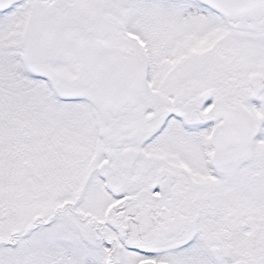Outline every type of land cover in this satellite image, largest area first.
Instances as JSON below:
<instances>
[{"label":"snow or ice","instance_id":"obj_1","mask_svg":"<svg viewBox=\"0 0 264 264\" xmlns=\"http://www.w3.org/2000/svg\"><path fill=\"white\" fill-rule=\"evenodd\" d=\"M0 264H264V0H0Z\"/></svg>","mask_w":264,"mask_h":264}]
</instances>
